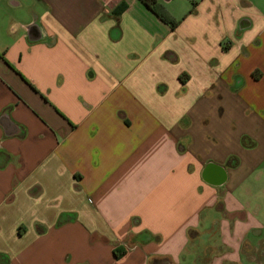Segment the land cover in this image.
Wrapping results in <instances>:
<instances>
[{
    "label": "crops",
    "instance_id": "0c3cea01",
    "mask_svg": "<svg viewBox=\"0 0 264 264\" xmlns=\"http://www.w3.org/2000/svg\"><path fill=\"white\" fill-rule=\"evenodd\" d=\"M158 2L0 0L8 264H264V0Z\"/></svg>",
    "mask_w": 264,
    "mask_h": 264
},
{
    "label": "trees",
    "instance_id": "16d2710c",
    "mask_svg": "<svg viewBox=\"0 0 264 264\" xmlns=\"http://www.w3.org/2000/svg\"><path fill=\"white\" fill-rule=\"evenodd\" d=\"M149 9H151L152 11H154L163 21L169 23L171 25V27L173 29H175L178 26V21H176L171 15L170 13L166 10V8L164 6H162L158 0H141ZM125 8V5H120L118 7V11H123V9ZM181 79H183V77H181ZM63 219V217H62ZM60 222H62V220L60 219ZM117 255V253H116ZM0 262H2V264H8V259L0 254Z\"/></svg>",
    "mask_w": 264,
    "mask_h": 264
},
{
    "label": "rangeland",
    "instance_id": "374dc122",
    "mask_svg": "<svg viewBox=\"0 0 264 264\" xmlns=\"http://www.w3.org/2000/svg\"><path fill=\"white\" fill-rule=\"evenodd\" d=\"M260 257H262V260H264V251L261 252Z\"/></svg>",
    "mask_w": 264,
    "mask_h": 264
}]
</instances>
